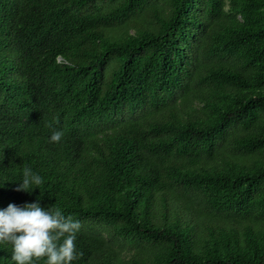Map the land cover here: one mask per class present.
I'll use <instances>...</instances> for the list:
<instances>
[{"label": "trees", "instance_id": "obj_1", "mask_svg": "<svg viewBox=\"0 0 264 264\" xmlns=\"http://www.w3.org/2000/svg\"><path fill=\"white\" fill-rule=\"evenodd\" d=\"M37 200L73 264H264V0H0V210Z\"/></svg>", "mask_w": 264, "mask_h": 264}, {"label": "clouds", "instance_id": "obj_2", "mask_svg": "<svg viewBox=\"0 0 264 264\" xmlns=\"http://www.w3.org/2000/svg\"><path fill=\"white\" fill-rule=\"evenodd\" d=\"M63 131L55 130L50 142L59 143ZM43 183L42 177L31 168L23 169L17 191L31 192ZM81 223L71 215L65 217L59 208H43L39 200L23 206L9 204L0 210V242L11 245L15 264H73L83 256L77 250V234Z\"/></svg>", "mask_w": 264, "mask_h": 264}]
</instances>
